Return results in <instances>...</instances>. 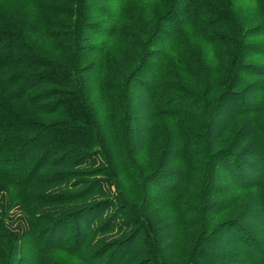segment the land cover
<instances>
[{
	"label": "trees",
	"instance_id": "1",
	"mask_svg": "<svg viewBox=\"0 0 264 264\" xmlns=\"http://www.w3.org/2000/svg\"><path fill=\"white\" fill-rule=\"evenodd\" d=\"M238 1L0 0V264H264Z\"/></svg>",
	"mask_w": 264,
	"mask_h": 264
},
{
	"label": "rangeland",
	"instance_id": "2",
	"mask_svg": "<svg viewBox=\"0 0 264 264\" xmlns=\"http://www.w3.org/2000/svg\"><path fill=\"white\" fill-rule=\"evenodd\" d=\"M238 3H239L238 7H239V10L241 12L239 15V17L241 18V21L246 23L248 21H251V18H253L255 15L260 14L259 10H258L257 1H255V0H239ZM97 106H98V104H97ZM102 107H103V105L98 106V110H99V108L101 110Z\"/></svg>",
	"mask_w": 264,
	"mask_h": 264
}]
</instances>
